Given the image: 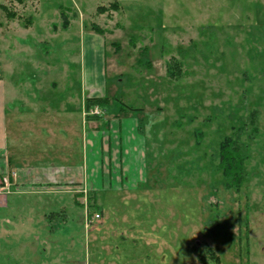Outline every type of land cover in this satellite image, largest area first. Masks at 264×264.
<instances>
[{"label": "rangeland", "instance_id": "obj_1", "mask_svg": "<svg viewBox=\"0 0 264 264\" xmlns=\"http://www.w3.org/2000/svg\"><path fill=\"white\" fill-rule=\"evenodd\" d=\"M94 29L105 48L89 68L109 101L89 116L104 129L133 116L145 167L133 190L93 191L88 205L63 191L7 196L0 264H264V0H0L9 119L24 93L40 110L73 106ZM62 134L71 146H36L39 161L78 158L79 137ZM225 137L247 155L238 190L218 168Z\"/></svg>", "mask_w": 264, "mask_h": 264}, {"label": "crops", "instance_id": "obj_2", "mask_svg": "<svg viewBox=\"0 0 264 264\" xmlns=\"http://www.w3.org/2000/svg\"><path fill=\"white\" fill-rule=\"evenodd\" d=\"M89 33L95 43L94 49L96 48L94 52L92 50L94 60L83 65L84 72L86 73V69L88 72L81 78L80 91L70 99L74 101L72 107L40 110L36 104L37 95L32 92L24 93L19 97L18 108L14 110L15 117L9 119L5 102L7 97L10 98L9 92L5 89L0 92V169L9 178L8 186L0 190V206L5 205L7 196L20 193L63 191L82 194L87 204L93 191L112 188L124 191L135 188L140 169L146 163V136L133 116H114L106 120V129L100 127L104 122L99 124L97 119L89 116L91 108H86L87 99L104 97L102 93L105 89L100 81V68L99 71L96 69V76L91 74L92 68H89L93 61L96 66L99 65V54L95 53L104 49L105 43L96 38L98 35L101 38V34ZM40 129L46 132L45 143L38 134ZM59 132L63 133V137H79L78 158L74 160L71 151L66 150L60 154L61 166H55L54 160L39 161L41 155L36 146L44 145L41 146L44 149L50 146H71L65 139L58 138ZM6 223L15 224L8 220H5ZM39 260L40 264H47Z\"/></svg>", "mask_w": 264, "mask_h": 264}, {"label": "trees", "instance_id": "obj_3", "mask_svg": "<svg viewBox=\"0 0 264 264\" xmlns=\"http://www.w3.org/2000/svg\"><path fill=\"white\" fill-rule=\"evenodd\" d=\"M97 33L101 34L99 30L94 29ZM107 96L102 98H89L86 101V108L93 105H99L104 102L108 103ZM252 113V114H251ZM249 113L253 115L254 112ZM255 116L251 117V121L254 122ZM244 150V144L236 138L225 137L219 144L218 151V168L223 175L225 186L228 188L239 189V186L244 178V159H246ZM95 198V193H92L91 198Z\"/></svg>", "mask_w": 264, "mask_h": 264}, {"label": "built area", "instance_id": "obj_4", "mask_svg": "<svg viewBox=\"0 0 264 264\" xmlns=\"http://www.w3.org/2000/svg\"><path fill=\"white\" fill-rule=\"evenodd\" d=\"M91 114H99V111L97 110V108L93 109V110H90ZM9 184V178H8V175L5 174V173H2L0 174V190H3L5 189ZM99 215L98 214H95V217L94 218H98ZM91 220H87V222H90Z\"/></svg>", "mask_w": 264, "mask_h": 264}, {"label": "clouds", "instance_id": "obj_5", "mask_svg": "<svg viewBox=\"0 0 264 264\" xmlns=\"http://www.w3.org/2000/svg\"><path fill=\"white\" fill-rule=\"evenodd\" d=\"M197 259V258H196Z\"/></svg>", "mask_w": 264, "mask_h": 264}]
</instances>
